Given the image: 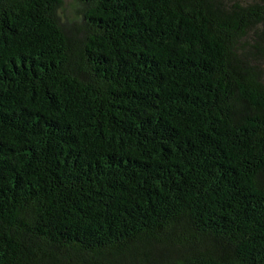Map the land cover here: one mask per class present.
I'll list each match as a JSON object with an SVG mask.
<instances>
[{
  "label": "trees",
  "instance_id": "1",
  "mask_svg": "<svg viewBox=\"0 0 264 264\" xmlns=\"http://www.w3.org/2000/svg\"><path fill=\"white\" fill-rule=\"evenodd\" d=\"M0 0V264H264V0Z\"/></svg>",
  "mask_w": 264,
  "mask_h": 264
},
{
  "label": "rangeland",
  "instance_id": "2",
  "mask_svg": "<svg viewBox=\"0 0 264 264\" xmlns=\"http://www.w3.org/2000/svg\"><path fill=\"white\" fill-rule=\"evenodd\" d=\"M62 2L60 14L64 23L67 25L76 23L81 11L78 0H62Z\"/></svg>",
  "mask_w": 264,
  "mask_h": 264
}]
</instances>
